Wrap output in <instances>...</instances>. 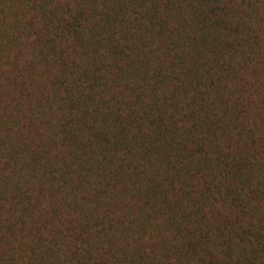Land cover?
I'll use <instances>...</instances> for the list:
<instances>
[{"label": "trees", "instance_id": "trees-1", "mask_svg": "<svg viewBox=\"0 0 264 264\" xmlns=\"http://www.w3.org/2000/svg\"><path fill=\"white\" fill-rule=\"evenodd\" d=\"M17 1L28 17L0 2V40L57 65V119L39 139L1 109L0 236L42 209L50 235L0 264H264V95L236 88L264 81V0ZM18 56L8 83L33 71Z\"/></svg>", "mask_w": 264, "mask_h": 264}, {"label": "rangeland", "instance_id": "rangeland-1", "mask_svg": "<svg viewBox=\"0 0 264 264\" xmlns=\"http://www.w3.org/2000/svg\"><path fill=\"white\" fill-rule=\"evenodd\" d=\"M2 5H11L10 10L14 12V14H17L20 19L22 17V14L25 18L28 17V14L26 11L22 12L21 6L17 0H0ZM9 10V7H8ZM26 12V13H25ZM6 10L4 8L3 15L5 16ZM8 15V13H7ZM6 15V16H7ZM14 19L13 17L10 18V21ZM9 19L7 20L8 23ZM32 28L36 29V26H32ZM15 32V31H14ZM11 34V32H10ZM18 48L14 45H11V43L2 42L0 40V99L4 100L6 97V101L0 102V113L1 109H5L6 113H11L13 110V106L17 108L14 109V111L20 110V106H22L24 109H26V114L31 115L30 121L27 120L24 116L18 115L17 113L11 114L12 119L16 116L18 118L14 119L13 121L15 123H24L25 125L29 126V128L33 127L36 129V136H39L38 138L44 139L45 130L49 128L52 129L53 120L57 119V115L53 114V111H55L56 106L55 105H48L47 101H44L45 98L49 99L50 92H54L53 85L57 81V78L59 76V71L57 65L54 63L50 64L47 68L42 67L40 61L37 59L36 52L37 48L32 47V39L31 37H24L19 41ZM19 50V56H18V65L19 67H32L33 71L31 74L25 72H15L12 73L13 76L11 77L10 83L5 80L4 77V69L8 67L9 61L13 57V55L17 54ZM239 90V94L243 95V98L249 95L250 91L254 90L257 92V94H263L264 95V81L254 82V80H250L247 75L241 74V80L239 81V84L236 87ZM60 91V89H58ZM58 90H56L55 93L58 94ZM43 99L42 102L44 104L46 103V108L48 111V116H45L41 118V120H37L36 118V109L32 106L34 105L32 102L36 99ZM14 104V105H12ZM246 107L247 105H238L237 110L235 111V114H238L243 107ZM249 109V108H248ZM35 116V121H33V117ZM0 122L2 123V118L0 119ZM17 125V124H16ZM28 189L35 194H37V198H39L41 201V204H43L44 201L47 202L48 195L46 191L40 190L39 191V180L38 177H35L34 179L29 181ZM125 198L121 201L118 200V204L124 203ZM54 205H57L59 203V200L55 198L53 200ZM141 205V201L138 198V200L134 204V210L137 206ZM207 206V205H205ZM44 209L41 210V213L38 212L35 213V222H38L36 225V230H33L30 234H28V231L24 232L22 235H19L18 237L13 238V236H6L5 231L1 232L0 236V252L1 250L3 253H6L9 257V254H13L15 252H21V249L25 246H28L30 242H32L33 239V233L35 232L37 235V238H49V232H46L45 228V216H44ZM63 214V213H62ZM135 215V212H134ZM153 216V213L150 215V217ZM62 217H58L56 219H53V228L54 227H61L64 224V219ZM34 222V223H35ZM41 222V223H40ZM4 232V233H3ZM34 233V234H35ZM147 235V234H146ZM27 258L19 257L16 254H14L13 260L11 264H26ZM6 264V263H2Z\"/></svg>", "mask_w": 264, "mask_h": 264}]
</instances>
